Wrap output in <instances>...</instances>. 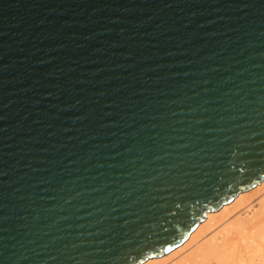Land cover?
Listing matches in <instances>:
<instances>
[{
  "label": "water",
  "instance_id": "water-1",
  "mask_svg": "<svg viewBox=\"0 0 264 264\" xmlns=\"http://www.w3.org/2000/svg\"><path fill=\"white\" fill-rule=\"evenodd\" d=\"M264 180V0H0V264H143Z\"/></svg>",
  "mask_w": 264,
  "mask_h": 264
},
{
  "label": "bare ground",
  "instance_id": "bare-ground-1",
  "mask_svg": "<svg viewBox=\"0 0 264 264\" xmlns=\"http://www.w3.org/2000/svg\"><path fill=\"white\" fill-rule=\"evenodd\" d=\"M253 197H257L256 204H253ZM206 226L210 233L204 236ZM202 235L203 241L194 243ZM191 243L197 247L181 263L177 258L178 264H264V180L223 204L218 211L207 212L203 222L181 246L143 264L164 263V259Z\"/></svg>",
  "mask_w": 264,
  "mask_h": 264
},
{
  "label": "rangeland",
  "instance_id": "rangeland-1",
  "mask_svg": "<svg viewBox=\"0 0 264 264\" xmlns=\"http://www.w3.org/2000/svg\"><path fill=\"white\" fill-rule=\"evenodd\" d=\"M252 201H254L253 202V204H256V201H257V197H253L252 198ZM206 229V230H205ZM205 234H204V236H206V235H208L209 233H210V229H208L207 228V226L205 227ZM204 236L202 235L201 236V238L200 239H198L199 241H194V243H198V244H200V242H202L203 241V239L202 238H204ZM201 239H202V241H201ZM192 244L191 243V245H185L181 250H179V251H177L178 253H175L174 255H171L172 257H168V258H166V259H164V263H160V264H178L179 262L181 263L182 262V260L185 258V257H188V255H190V254H192V252H191V250L193 251L196 247H197V245L196 244ZM196 246V247H195ZM185 248V249H184ZM194 248V249H193ZM183 250V251H182ZM182 252V254H180L179 252ZM191 252V253H190ZM179 255V256H178ZM184 256V257H183ZM174 257V258H173ZM176 257V258H175ZM177 258H179L177 261H179V262H177L176 261V259ZM182 258V259H181ZM170 259H172V260H170ZM165 260H167V261H165ZM170 260V261H169ZM173 260H174V262H173ZM181 260V261H180Z\"/></svg>",
  "mask_w": 264,
  "mask_h": 264
},
{
  "label": "snow or ice",
  "instance_id": "snow-or-ice-1",
  "mask_svg": "<svg viewBox=\"0 0 264 264\" xmlns=\"http://www.w3.org/2000/svg\"><path fill=\"white\" fill-rule=\"evenodd\" d=\"M165 251H171V249H166Z\"/></svg>",
  "mask_w": 264,
  "mask_h": 264
}]
</instances>
